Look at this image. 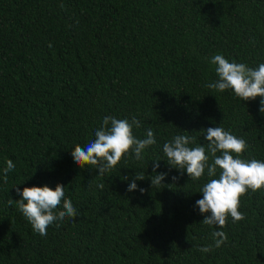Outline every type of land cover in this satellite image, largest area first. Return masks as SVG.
<instances>
[{"label": "trees", "instance_id": "obj_1", "mask_svg": "<svg viewBox=\"0 0 264 264\" xmlns=\"http://www.w3.org/2000/svg\"><path fill=\"white\" fill-rule=\"evenodd\" d=\"M217 54L264 63V0H0V264H264V191L241 199L245 220L204 225L196 201L209 177L181 175L163 153L178 134L206 146L204 129L220 126L247 141L242 158L264 161L261 97L204 86ZM104 116H135V135L152 129L157 144L99 176L71 153ZM136 173L146 178L128 191ZM58 183L79 215L43 237L7 202L17 186ZM214 230L227 242L201 252Z\"/></svg>", "mask_w": 264, "mask_h": 264}, {"label": "clouds", "instance_id": "obj_2", "mask_svg": "<svg viewBox=\"0 0 264 264\" xmlns=\"http://www.w3.org/2000/svg\"><path fill=\"white\" fill-rule=\"evenodd\" d=\"M51 46V45H49ZM210 63L215 66L218 77L214 82L204 85L218 92L231 90L236 97L243 101L260 99L259 111L264 114V63L257 67H249L245 63L229 61L221 54L214 55ZM141 127V121L135 116L131 120L120 119L116 116H104L102 124L95 130V139L90 140L86 146L76 144L72 156L81 167L98 169V175L104 176L111 172L122 161L127 164L129 158L142 161L145 152L157 144L155 133L152 129L146 132V138L140 139L135 135L134 129ZM204 137L207 145H196L195 136L175 135L163 144V153L167 163L181 171L186 170L193 181L209 177L199 192L203 198L196 201V206L204 219L201 223L224 229L228 219L233 223L245 220L246 214L241 212V199L249 192L264 191V161L242 158L249 145L242 137H237L231 130L223 127H208ZM217 153H220L219 155ZM160 159H156L153 172L160 167ZM15 163L8 159L6 167L2 170V180L8 182V173L15 170ZM219 169V177L217 170ZM167 173H159L151 178L153 187L160 186ZM144 174L136 173L135 179L129 184L128 191L138 189L136 180H144ZM127 180L128 177H122ZM177 177H173V180ZM103 189L104 185H98ZM141 193L146 192L139 188ZM16 192L20 199H9L8 204L16 205L25 219L31 224L32 230L40 236L47 237L50 227H60V222L71 217L73 221L79 215L77 208L70 198L65 195V186L58 183L53 189L49 185H32L21 190L18 186ZM214 243L203 246L199 250L207 253L213 248L224 245L228 236L222 230L211 233Z\"/></svg>", "mask_w": 264, "mask_h": 264}]
</instances>
